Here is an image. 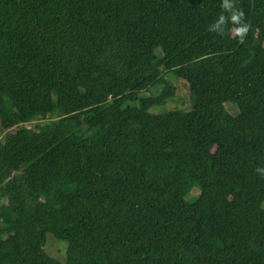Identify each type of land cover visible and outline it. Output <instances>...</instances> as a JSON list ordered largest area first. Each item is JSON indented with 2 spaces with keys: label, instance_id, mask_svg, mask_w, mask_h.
Returning <instances> with one entry per match:
<instances>
[{
  "label": "trees",
  "instance_id": "1",
  "mask_svg": "<svg viewBox=\"0 0 264 264\" xmlns=\"http://www.w3.org/2000/svg\"><path fill=\"white\" fill-rule=\"evenodd\" d=\"M228 2L243 43L222 0H0V264H264V0Z\"/></svg>",
  "mask_w": 264,
  "mask_h": 264
},
{
  "label": "rangeland",
  "instance_id": "2",
  "mask_svg": "<svg viewBox=\"0 0 264 264\" xmlns=\"http://www.w3.org/2000/svg\"><path fill=\"white\" fill-rule=\"evenodd\" d=\"M154 91V89H151L149 91H143L141 94V96H146V95H150L152 94V92ZM124 100H126L127 98L124 97ZM227 108L229 109V111L233 114H237L238 113V107L235 104L232 103H226ZM176 108H181V109H185V110H189L191 109V99H190V92H189V88L187 87V85L184 82H178V93L177 95L170 100L166 105H163L161 107H154L151 109V112H162L165 110H170V109H176ZM58 115H53V117H48L46 119H35L34 121L26 124V126L28 127H35L38 124H42L45 122H54L55 120H57ZM10 131H15V128L12 129H5L0 121V142L3 140L5 134L7 132ZM187 176V175H186ZM187 184L190 185L191 181L188 179L187 180ZM200 193L199 188L195 187L192 189V194L193 195H198ZM191 198V197H189ZM47 243H46V250L47 252L62 260L65 261L66 259V248H67V244L61 241H58L52 233H48L47 236Z\"/></svg>",
  "mask_w": 264,
  "mask_h": 264
},
{
  "label": "clouds",
  "instance_id": "3",
  "mask_svg": "<svg viewBox=\"0 0 264 264\" xmlns=\"http://www.w3.org/2000/svg\"><path fill=\"white\" fill-rule=\"evenodd\" d=\"M221 8L230 12V16L226 18L223 14H221L216 22L223 23L224 26L230 22L234 28L228 31V35L238 37L239 42L243 43L249 28L248 24L243 21L244 13L242 11L234 10L233 3L229 4L228 0H222ZM224 32L225 28L224 31L219 34L223 35ZM255 171L261 175H264V168H257Z\"/></svg>",
  "mask_w": 264,
  "mask_h": 264
}]
</instances>
